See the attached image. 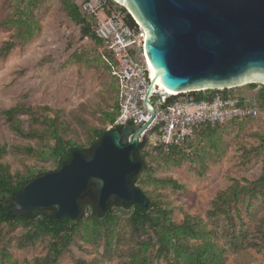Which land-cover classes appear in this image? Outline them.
<instances>
[{
    "label": "rangeland",
    "instance_id": "rangeland-1",
    "mask_svg": "<svg viewBox=\"0 0 264 264\" xmlns=\"http://www.w3.org/2000/svg\"><path fill=\"white\" fill-rule=\"evenodd\" d=\"M74 1L80 5L86 0ZM23 13L33 18L37 27L27 40L17 34L16 24L9 23L10 19ZM99 16H105L103 11H99ZM80 35L79 27L66 17L59 0H0V145L6 148L0 161L7 164L13 174H24L32 168L38 175V172L57 168V161L47 156L53 140L49 138L52 128L42 121L45 115L54 121L61 135L83 147L89 146L94 128H104L109 124L105 114L114 108L116 83L103 64L95 59V46L86 39H80ZM6 41H13L14 45L2 53L1 47ZM263 85L254 83L252 87L246 84L230 91L233 95L254 99L257 106L264 107V92L260 94ZM18 103L29 106V111L36 117V120H28L29 115H18L23 128L35 132L33 136H22L13 131L6 119L5 110ZM37 108L40 109L38 112L35 111ZM217 132L220 144L226 147L225 153L217 161L208 163L202 176L195 172L189 160L180 164L173 161L164 164L160 156L149 160L153 177H172L183 184L182 189L175 190L155 184L146 175L143 178H148V183L139 184L152 198L166 204L172 210V218L177 221L184 212L204 217L219 190L234 181L245 184L260 173L261 155L255 156V147L260 143L258 135L264 136L263 119L240 124L228 122ZM202 144L208 147L206 138ZM29 147L37 155L29 153ZM249 201V213L245 215L244 209ZM240 207L244 220L249 223L248 229L253 231L264 216V197L251 200L245 197ZM26 231L20 224L0 228V250H3L0 252V264H31L34 258L47 253L48 236L25 247L19 246V240ZM4 253L9 257H4ZM100 253L101 247L86 244L77 236L57 264H78L81 259H98ZM117 262L112 256L109 262L103 261L102 264ZM153 264L167 263L159 260ZM225 264H264V250L247 248L228 254Z\"/></svg>",
    "mask_w": 264,
    "mask_h": 264
},
{
    "label": "trees",
    "instance_id": "trees-1",
    "mask_svg": "<svg viewBox=\"0 0 264 264\" xmlns=\"http://www.w3.org/2000/svg\"><path fill=\"white\" fill-rule=\"evenodd\" d=\"M59 2L66 17L79 27L80 39H86L95 46L97 50L95 59L103 64L116 83L114 108L111 113L105 114L109 124H112L118 114L121 91L117 77L111 74L114 60L108 42L99 38L94 30L97 15L87 14L82 9L84 1L80 5L74 0H59ZM110 2L105 10L106 14H110L113 9L121 10L125 13L127 22L131 26H136L133 17L125 7L112 0ZM31 3L33 5V2ZM9 23L17 25V34L25 40L30 39L37 28L36 21L26 13L10 19ZM13 45V41H6L1 47V52H8ZM250 85L254 86V84ZM211 92V89L195 91L193 95L202 99L208 97ZM263 92L264 85L260 94ZM224 93L229 94L231 91L225 89ZM174 98L176 97L168 101ZM30 109L29 106L18 103L5 110L11 129L22 136L35 135L34 131L23 128L21 119L18 117L20 114H27L30 116L28 120L32 118L36 120ZM260 109L264 111V107ZM38 110L40 109L37 108L35 111L38 112ZM252 119L264 120V117L260 114L232 119L224 123L199 124L195 126L194 133L188 139L168 149H165L163 145L146 147L144 142H141L135 157L142 161V169L130 178L131 183L139 187V184H147L148 178H152L155 184L160 183L162 186H169L175 190L182 189L183 184L172 177H153L149 160H155L158 156L162 157L164 164H168L169 161L180 164L184 160H189L195 172L202 176L208 163L217 161L225 153L226 147L220 144L218 128L228 122L240 124ZM42 121L52 128L49 138L53 140V144L49 147L47 156L57 161V167L69 160L74 149L89 152L102 134L111 129L108 126L94 128L89 146L83 147L73 144L61 135L53 124L54 121L47 115ZM258 137L260 143L255 147V156L261 155V170L257 178L246 181L245 184L234 181L227 188L219 190L204 217L184 212L179 221L172 218V210L166 204L152 198L143 188H141L142 191L149 199L145 207L137 203L117 200L108 205L106 211L101 212L95 207L90 196H86L80 200L81 212L75 218L64 216L57 219L54 217L53 210L37 208L30 213L14 216L11 212L14 196L27 180L37 174L32 168L24 174H13L9 166L0 161V228L3 225L20 224L27 229L19 240L20 247L32 244L41 237H49L47 253L43 257L34 258L31 264H57L77 236L86 244L101 247L100 258H93L90 261L81 259L77 261L78 264H102L103 261L109 262L112 256L118 260L117 264H153L154 261L159 260H164L167 264H225L228 254L247 248L264 250V216L255 225L254 230L250 231L247 227L249 223L244 220L243 209L240 207L245 197L248 200L264 197V136L258 135ZM205 138L208 147L202 144ZM27 151L36 154L31 147L27 148ZM5 152V146L0 145V159ZM143 175L148 178H143ZM249 205L250 201L244 209L245 215L249 213L247 211ZM0 252L2 253L3 250ZM3 256L9 257L6 253Z\"/></svg>",
    "mask_w": 264,
    "mask_h": 264
},
{
    "label": "water",
    "instance_id": "water-1",
    "mask_svg": "<svg viewBox=\"0 0 264 264\" xmlns=\"http://www.w3.org/2000/svg\"><path fill=\"white\" fill-rule=\"evenodd\" d=\"M112 1L144 30L143 51L153 69L144 99L150 116L107 130L89 152L74 149L67 162L27 180L14 196V216L37 208L75 218L86 196L101 212L117 200L147 206L130 178L142 169L135 152L154 118L153 81L179 93L264 84V0Z\"/></svg>",
    "mask_w": 264,
    "mask_h": 264
},
{
    "label": "built area",
    "instance_id": "built-area-1",
    "mask_svg": "<svg viewBox=\"0 0 264 264\" xmlns=\"http://www.w3.org/2000/svg\"><path fill=\"white\" fill-rule=\"evenodd\" d=\"M108 7L107 0H86L82 4L87 14L97 15L95 33L108 42L113 56L111 74L117 77L121 91L118 114L114 122L107 125L114 128L127 123L139 124L149 118L144 99L152 75L143 51V28L134 18L136 26H131L121 10L113 9L106 14ZM100 10L105 15L103 18L99 16ZM153 85L156 95L149 98L155 108L154 118L139 134V141L146 147L163 145L168 149L180 144L194 133L195 126L199 124L224 123L264 114L254 99L224 93L225 89L234 87L211 89L208 97L198 99L193 95L195 91L164 93L158 82L153 81ZM205 90L208 89L198 91ZM172 97L176 98L168 101Z\"/></svg>",
    "mask_w": 264,
    "mask_h": 264
},
{
    "label": "bare ground",
    "instance_id": "bare-ground-1",
    "mask_svg": "<svg viewBox=\"0 0 264 264\" xmlns=\"http://www.w3.org/2000/svg\"><path fill=\"white\" fill-rule=\"evenodd\" d=\"M150 69H151V75H153V69H152L151 65H150ZM159 86H160L161 88H163V86H162L161 84H159ZM163 89H164V93H168V92L172 93V91H170V90H168V89H166V88H163Z\"/></svg>",
    "mask_w": 264,
    "mask_h": 264
}]
</instances>
